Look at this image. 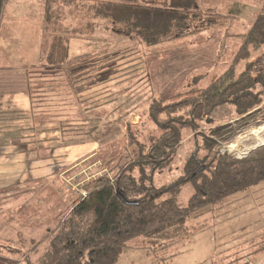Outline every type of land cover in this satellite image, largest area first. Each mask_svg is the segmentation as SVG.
<instances>
[{
    "label": "trees",
    "instance_id": "obj_1",
    "mask_svg": "<svg viewBox=\"0 0 264 264\" xmlns=\"http://www.w3.org/2000/svg\"><path fill=\"white\" fill-rule=\"evenodd\" d=\"M5 1L0 0V24ZM81 4L88 13L89 35L101 25L129 34L140 45H154L191 33L195 30L191 29L192 10L198 7L196 0H168L164 5L144 0H94ZM45 13L50 21L53 12L47 7ZM83 28L84 24L73 27V34ZM66 32L53 34L44 62L19 70H0V128L13 117L23 115L22 109L10 106L6 99L24 91L36 111L56 109L59 125L66 127L63 134L67 130L92 136L97 126L88 125V120L94 118L88 110L113 99L100 101L102 93L112 89V83L125 82L145 69L137 44L72 57V33ZM263 45L264 11H259L242 33L230 64L221 72L205 84H199L205 74H197L193 85L170 96L155 93L145 103L140 119L126 125L125 152L110 154L105 166L98 167L104 170L79 185L86 194L78 193L57 224L49 226L45 237L48 244L37 263L116 264L127 241L138 236L153 251L167 250L204 224L200 220L191 223L193 217L218 211L232 194L263 179L264 145L242 158L228 157L218 150L221 140L228 139L264 110V66L251 58ZM106 68L111 69L106 71L108 75L104 74ZM226 106L232 109L233 121L199 130L204 118ZM63 112L72 115L65 117ZM215 121L213 117L207 119L209 123ZM188 132L193 133L194 148L181 166L182 174L167 184L155 185V174L171 166ZM12 138L14 142L22 139ZM187 180L194 192L187 203H181L178 194ZM118 191L136 202H125ZM254 244L243 252L244 248L238 247L228 250L220 264H247L254 252L264 248V235Z\"/></svg>",
    "mask_w": 264,
    "mask_h": 264
},
{
    "label": "rangeland",
    "instance_id": "obj_2",
    "mask_svg": "<svg viewBox=\"0 0 264 264\" xmlns=\"http://www.w3.org/2000/svg\"><path fill=\"white\" fill-rule=\"evenodd\" d=\"M86 1L94 0H76L79 3L72 0H6L0 24V70H19L44 62L45 49L56 31L72 33L69 42V55L72 57L106 48L120 50L137 44L145 69L125 82L110 83L112 89L103 92L100 101L113 99L88 110L94 116L88 120V125L97 126L94 135L88 137H85L86 132L72 134L65 130L63 134L66 127L60 126L57 118H53L54 112H50L52 118L49 119L50 109L39 115L27 94L9 95L6 99L10 106L22 109L23 115L13 117L7 126H1L0 153L3 154L5 147H12L15 152L11 155L16 159L21 155L19 160L23 168H17L18 161L0 160V182L11 184L0 188V264H38L37 258L48 244L44 227L57 224L61 214L80 193L79 183L86 177L101 173L104 169L94 170L100 164L105 166L110 154L125 152L126 125L140 119L145 103L155 93L166 97L189 87L197 74H205L199 81V84H205L212 75L221 72L236 53L242 33L255 15L264 11V0H196L198 7L192 10L194 19L191 24V29L195 30L154 45H140L129 34L113 28L104 29L101 25L96 27L93 35H89L86 27L88 13L81 4ZM144 1L157 5L168 3V0ZM47 7L53 12L50 21L46 20ZM82 24L83 30L73 34L72 28ZM251 58L264 66V45L255 50ZM108 70L111 72L106 68L104 74ZM107 86L110 87L109 84ZM131 109V114L125 115ZM262 113L264 110L237 128L228 139L221 140L218 150L221 142L231 141L238 134L264 123ZM62 114L65 117L72 115L71 112ZM232 116L231 107L220 108L204 118L199 130L226 120L233 121ZM210 117L216 121L207 122ZM31 134L33 136H26ZM12 136L22 139L16 138L17 142H14ZM27 139L31 141L26 143ZM87 142L98 143L94 146L98 154L95 152L92 157L94 167L86 166L85 172L68 178L62 176L61 168L54 162L35 167L42 159H49L56 148ZM252 142V135L243 139V143ZM263 145L261 143L251 153ZM193 148V133L188 132L171 166L155 174V185L161 186L178 178L182 174L181 166ZM98 159L101 162H96ZM50 167L54 169L52 172L44 177L37 176L40 170ZM193 192L191 181H184L178 201L187 203ZM215 213L219 214L214 216ZM198 220L204 224L195 227L188 237L164 251H153L144 245L140 236L129 239L116 264H220L228 250L238 247L244 248L243 252L245 247L264 235V178L232 194L228 203L218 211L205 212L190 221L195 223ZM247 264H264V248L254 252Z\"/></svg>",
    "mask_w": 264,
    "mask_h": 264
},
{
    "label": "crops",
    "instance_id": "obj_3",
    "mask_svg": "<svg viewBox=\"0 0 264 264\" xmlns=\"http://www.w3.org/2000/svg\"><path fill=\"white\" fill-rule=\"evenodd\" d=\"M15 94H26V93L24 91H18L16 93H14L13 95H15ZM54 110L55 111H52V112H54L53 118L56 119L59 116H57L56 109H54ZM37 112L39 113V115H41L42 113L47 112V109H45L44 111H37ZM48 112L49 113L47 115V119L52 118V115L50 113L51 111H48ZM129 114H131V113H129ZM138 115H139L138 117H140L139 113H138ZM99 129H100V127H99ZM94 144H95V142H94ZM94 144L87 142L85 144L83 143L82 145L73 144V145H69V146L66 145V146H63L61 148L60 147L56 148L53 151V154L51 155V157L49 159H46V158L44 160L42 159L41 162L36 163L35 167L41 168L43 165H47V164H50V162L51 163L54 162V164H57L56 167L61 168V174L63 177L69 178V177H72V175L75 176L80 172H85L86 168L93 166V164L95 163L94 160L92 159V157L94 156L95 152L98 154V151H96V148L94 147V146L98 145V143H96L95 145ZM84 146H86V147H84ZM14 152L15 151L12 147H10V146L5 147V149L3 150V154L0 153V160H9V161L14 162V163H16L18 161L17 168H23V164L21 163V160H19V159H21V155L18 157V159H16L14 156L11 155ZM99 160L100 159H98L96 162H98V163L101 162ZM69 164L76 165V166L75 167L70 166ZM86 166H88V167H86ZM71 167H73V169ZM53 168L56 169L55 166ZM53 168L52 167H50L48 169L43 168L42 170L39 171L37 176L44 177L49 172H52L54 170ZM94 171H99V170L95 169ZM92 172L93 171H90L89 173H92ZM86 179H88V177H86ZM82 182H80L79 184H81ZM9 183L0 182V188L10 186L11 184H9ZM48 228H49L48 226L44 227V231H47Z\"/></svg>",
    "mask_w": 264,
    "mask_h": 264
},
{
    "label": "built area",
    "instance_id": "obj_4",
    "mask_svg": "<svg viewBox=\"0 0 264 264\" xmlns=\"http://www.w3.org/2000/svg\"><path fill=\"white\" fill-rule=\"evenodd\" d=\"M243 133L238 134L231 141L221 142L220 147H219L220 153L228 157L242 158V157L250 155L252 149H254L255 147L261 146V143H259L258 141L259 140L258 137L252 133L248 134L247 136H243L240 139H237V137ZM251 135H252L254 143L253 142L249 144L243 143V139L245 137L248 138ZM260 135L264 136V131L260 132ZM79 192L85 195L87 191L86 189L81 188Z\"/></svg>",
    "mask_w": 264,
    "mask_h": 264
},
{
    "label": "bare ground",
    "instance_id": "obj_5",
    "mask_svg": "<svg viewBox=\"0 0 264 264\" xmlns=\"http://www.w3.org/2000/svg\"><path fill=\"white\" fill-rule=\"evenodd\" d=\"M262 131H264V123H262V124H260L258 126H255V127H251L245 133L239 135L237 137V139H240L241 137L247 136L248 134L252 133V134H254V135H256L258 137L259 143H264V136L260 135V132H262Z\"/></svg>",
    "mask_w": 264,
    "mask_h": 264
},
{
    "label": "water",
    "instance_id": "obj_6",
    "mask_svg": "<svg viewBox=\"0 0 264 264\" xmlns=\"http://www.w3.org/2000/svg\"><path fill=\"white\" fill-rule=\"evenodd\" d=\"M118 195L120 196V198L121 199H123L125 202H127V203H133V202H136V201H134V200H128V199H126L125 197H124V195L121 193V192H119L118 191Z\"/></svg>",
    "mask_w": 264,
    "mask_h": 264
}]
</instances>
